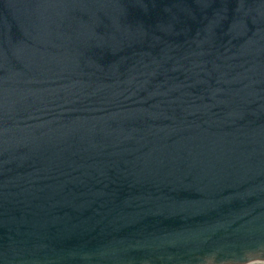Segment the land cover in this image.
<instances>
[{
  "label": "water",
  "instance_id": "95a60500",
  "mask_svg": "<svg viewBox=\"0 0 264 264\" xmlns=\"http://www.w3.org/2000/svg\"><path fill=\"white\" fill-rule=\"evenodd\" d=\"M0 264H264V0H0Z\"/></svg>",
  "mask_w": 264,
  "mask_h": 264
}]
</instances>
